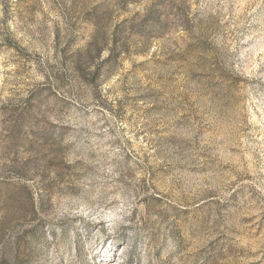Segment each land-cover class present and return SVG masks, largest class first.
I'll use <instances>...</instances> for the list:
<instances>
[{
    "label": "rangeland",
    "instance_id": "rangeland-1",
    "mask_svg": "<svg viewBox=\"0 0 264 264\" xmlns=\"http://www.w3.org/2000/svg\"><path fill=\"white\" fill-rule=\"evenodd\" d=\"M0 264H264V0H0Z\"/></svg>",
    "mask_w": 264,
    "mask_h": 264
}]
</instances>
